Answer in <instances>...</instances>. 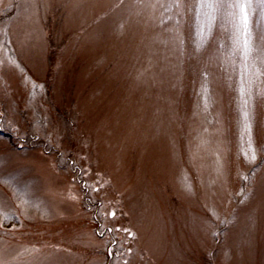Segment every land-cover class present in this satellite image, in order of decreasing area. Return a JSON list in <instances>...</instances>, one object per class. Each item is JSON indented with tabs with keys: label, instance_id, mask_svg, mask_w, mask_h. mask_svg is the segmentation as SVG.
Instances as JSON below:
<instances>
[{
	"label": "rangeland",
	"instance_id": "obj_1",
	"mask_svg": "<svg viewBox=\"0 0 264 264\" xmlns=\"http://www.w3.org/2000/svg\"><path fill=\"white\" fill-rule=\"evenodd\" d=\"M0 44L11 264H264V0H0Z\"/></svg>",
	"mask_w": 264,
	"mask_h": 264
},
{
	"label": "snow or ice",
	"instance_id": "obj_2",
	"mask_svg": "<svg viewBox=\"0 0 264 264\" xmlns=\"http://www.w3.org/2000/svg\"><path fill=\"white\" fill-rule=\"evenodd\" d=\"M33 7H36L35 5H33ZM241 7V10L242 12L244 13V16H243V20L245 23H247V14H246V6L245 5H240ZM6 36V40H5V43H8V40H7V34H5ZM3 48H4V44H0V51H3ZM11 59V57H10ZM13 63H15V61H13ZM17 67L20 68V72L22 74H24V68L23 67H20L19 64H17ZM28 78V77H26ZM30 79V78H28ZM33 88H39L42 92L44 91V85L43 84H36L33 82ZM51 125H52V129H51V135L56 137L57 139H62V135H61V127L59 126V122L57 120H52L50 121ZM2 123H0V127H2ZM8 131H11L13 132L15 135H17V138H19V129L18 128H14L11 126V124L9 125ZM86 135V133H85ZM251 143V141H250ZM20 147H23V145H20ZM253 153L254 155L252 156V160H255L256 159V156H255V150H253ZM247 155V153H246ZM84 159H86L87 157H82ZM71 163L73 165L76 164V160H72ZM80 171L84 174V177L85 179L82 180V186L83 188L89 190L90 192L92 193H97L101 190V186H103L106 181L104 180V177L102 175L101 172L97 171L95 173V182L94 183H89L88 180H87V177L88 176H91L92 175V169L91 167L87 168V169H80ZM246 180L248 179L247 176L244 177ZM240 195L244 196V192L242 191L240 193ZM71 199H76L77 197L75 196H70ZM245 200H247V196L244 197ZM25 204H27V201H24ZM122 214V213H121ZM105 216H110L113 220L117 219V211L116 209H113L110 213H105ZM211 217L212 219H209L206 223L208 225L209 228H215L217 227L218 225L216 224V222H219L220 224H227L228 221L226 219H222L221 218V215L213 208L211 209ZM8 219H12V215L11 214H8ZM105 231H108L110 233H120V232H123L127 235L128 237V240H129V246L126 248V251H121V252H117L115 253V255L119 258V257H123L125 255H131L134 251L133 247L131 246V243L133 241H135L137 239V233L135 231H133L131 228L129 227H120V226H116V227H107V225H103L101 226V230L99 231V235L100 236H103L104 235V232ZM212 235L214 237L218 236L219 233L216 232V231H213ZM116 243H119V240H116V241H113L112 244H113V247H109L108 248V253L109 255H113L114 254V245ZM121 248L123 249L124 248V245L121 244ZM32 250H35V249H32ZM0 264H11V262L5 258V253L3 251H0ZM123 264H129V261L128 260H123Z\"/></svg>",
	"mask_w": 264,
	"mask_h": 264
}]
</instances>
